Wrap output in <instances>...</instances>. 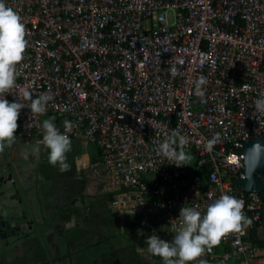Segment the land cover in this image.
<instances>
[{"label":"built area","instance_id":"1","mask_svg":"<svg viewBox=\"0 0 264 264\" xmlns=\"http://www.w3.org/2000/svg\"><path fill=\"white\" fill-rule=\"evenodd\" d=\"M6 3L26 26L17 99L24 102L23 89L34 98L51 96L44 115L21 110L19 133L39 135L47 116L61 132L64 120L72 122L69 138L98 149L90 168L116 192L110 205L136 208L162 226L147 224L148 237L155 231L171 241L170 221L184 205L203 212L221 194L243 200L251 224L201 259L255 264L264 256V243L248 241V231L261 224L264 189L234 184L243 178V144L264 136V114L253 115L254 101L264 95V0ZM172 65L175 75L166 70ZM200 76L208 81L203 102L192 83ZM173 129L188 137L192 156L179 168L154 151ZM215 133L220 141L208 152ZM263 175L256 177L264 183Z\"/></svg>","mask_w":264,"mask_h":264},{"label":"crops","instance_id":"2","mask_svg":"<svg viewBox=\"0 0 264 264\" xmlns=\"http://www.w3.org/2000/svg\"><path fill=\"white\" fill-rule=\"evenodd\" d=\"M16 135L17 143L2 154L10 164L2 167L1 174L11 173L17 183L14 188L8 182L0 185V215L12 216L10 224L19 225L20 231L7 238L6 245L0 241V264H162L147 252L145 242L147 224L162 226L136 208L110 205L116 192L90 168L99 153L93 143L70 139V169L61 172L42 159V146L39 153L25 158V146L41 140L42 131ZM263 240L261 222L248 241ZM138 248L144 249L143 254ZM255 264H264V256Z\"/></svg>","mask_w":264,"mask_h":264},{"label":"clouds","instance_id":"3","mask_svg":"<svg viewBox=\"0 0 264 264\" xmlns=\"http://www.w3.org/2000/svg\"><path fill=\"white\" fill-rule=\"evenodd\" d=\"M26 48V26L22 17L7 5L6 0H0V153L6 148L11 149L17 143L16 133L21 110L29 109L32 117L44 115L51 99L47 93H41L34 98L27 89L20 92L24 102L17 99L14 89L18 87L16 82L20 76L18 66L22 65ZM166 70L173 75L177 73L175 65ZM207 82L203 76L192 82L195 94L200 97L201 102ZM8 94L15 96L13 102L5 98ZM257 113L264 114V95L254 101L253 115L256 116ZM72 128V122L64 120V131L61 132L54 118L45 119L41 125L42 139L34 145L25 146V158L39 153L43 148L47 150L48 162L52 166H58L61 172L68 171L70 165L67 162V153L72 147L68 133ZM219 141L220 133H215L207 140L205 149L211 152ZM188 143V137L182 135L180 129H173L154 151L158 157L167 159L179 168L188 165L192 160V156L186 152ZM243 159L247 169L254 171L264 160V144H253ZM198 207H181L178 219L170 221L175 227L171 241L161 239L154 231L145 240L147 252L159 257L162 264H207V260L201 259L206 252L210 253L226 236L242 233L251 224L243 211L244 201L235 196L221 194L207 204L203 212ZM138 251L143 254L144 249L138 248Z\"/></svg>","mask_w":264,"mask_h":264},{"label":"water","instance_id":"4","mask_svg":"<svg viewBox=\"0 0 264 264\" xmlns=\"http://www.w3.org/2000/svg\"><path fill=\"white\" fill-rule=\"evenodd\" d=\"M261 143L264 144V136H257L254 138H251L247 140L241 149L242 154V168L240 172L243 174V178L236 177L234 179V184L240 186L244 191H261L264 189V183L260 181L256 174H264V160L261 161L260 166L255 167L254 171H251V169H247L246 162L243 159V156L247 152L249 148L255 143ZM2 154L0 153V185L5 184L6 182L9 183V185L14 188L16 186V178L11 177V173H5L1 174L2 167L7 166L10 164L8 160H5L2 158ZM43 160H48L47 157V150H45L42 154ZM20 202V199L17 201ZM13 219L12 216H8L7 218H4L2 215H0V241L3 242L4 245H6V242H4L7 238L12 236H17L20 231L19 225H11L10 221Z\"/></svg>","mask_w":264,"mask_h":264},{"label":"trees","instance_id":"5","mask_svg":"<svg viewBox=\"0 0 264 264\" xmlns=\"http://www.w3.org/2000/svg\"><path fill=\"white\" fill-rule=\"evenodd\" d=\"M264 223V207H263V210H262V215H261V220H260V223ZM254 235V228H251L249 231H248V238L253 236ZM257 243H264V240L263 241H257Z\"/></svg>","mask_w":264,"mask_h":264},{"label":"rangeland","instance_id":"6","mask_svg":"<svg viewBox=\"0 0 264 264\" xmlns=\"http://www.w3.org/2000/svg\"><path fill=\"white\" fill-rule=\"evenodd\" d=\"M49 118H54V117H53V116H47L45 119H49ZM45 119H42V120H41V124H42V122H43ZM54 121H55V118H54ZM55 122H57V121H55ZM262 178L264 179V175L262 176Z\"/></svg>","mask_w":264,"mask_h":264}]
</instances>
